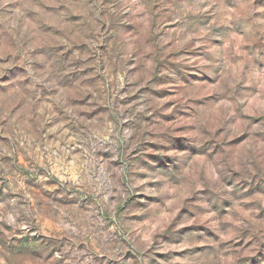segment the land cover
<instances>
[{"label":"rangeland","instance_id":"374dc122","mask_svg":"<svg viewBox=\"0 0 264 264\" xmlns=\"http://www.w3.org/2000/svg\"><path fill=\"white\" fill-rule=\"evenodd\" d=\"M0 264H264V0H0Z\"/></svg>","mask_w":264,"mask_h":264}]
</instances>
